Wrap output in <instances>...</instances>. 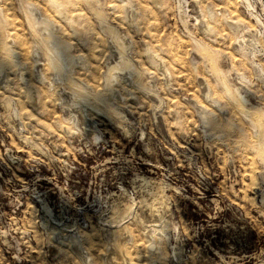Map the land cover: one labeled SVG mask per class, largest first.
<instances>
[{"label": "rangeland", "instance_id": "1", "mask_svg": "<svg viewBox=\"0 0 264 264\" xmlns=\"http://www.w3.org/2000/svg\"><path fill=\"white\" fill-rule=\"evenodd\" d=\"M0 264H264V0H0Z\"/></svg>", "mask_w": 264, "mask_h": 264}]
</instances>
